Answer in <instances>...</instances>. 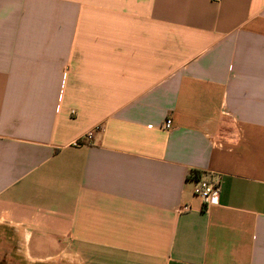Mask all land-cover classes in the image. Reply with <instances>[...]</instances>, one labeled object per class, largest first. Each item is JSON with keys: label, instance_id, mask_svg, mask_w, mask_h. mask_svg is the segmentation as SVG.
Segmentation results:
<instances>
[{"label": "crops", "instance_id": "obj_1", "mask_svg": "<svg viewBox=\"0 0 264 264\" xmlns=\"http://www.w3.org/2000/svg\"><path fill=\"white\" fill-rule=\"evenodd\" d=\"M8 231L30 264H264V0H0Z\"/></svg>", "mask_w": 264, "mask_h": 264}, {"label": "built area", "instance_id": "obj_2", "mask_svg": "<svg viewBox=\"0 0 264 264\" xmlns=\"http://www.w3.org/2000/svg\"><path fill=\"white\" fill-rule=\"evenodd\" d=\"M172 126V122L170 120L166 121L165 128L169 129ZM94 137V132H89L85 135L84 141L86 140H92ZM80 142H77L76 144H80ZM193 177V176H192ZM194 181V187L193 191L194 194L198 197H200L203 200V203L205 206H208L215 200V192L217 191L216 185L209 181L208 179L199 177L195 178L193 177Z\"/></svg>", "mask_w": 264, "mask_h": 264}, {"label": "rangeland", "instance_id": "obj_3", "mask_svg": "<svg viewBox=\"0 0 264 264\" xmlns=\"http://www.w3.org/2000/svg\"><path fill=\"white\" fill-rule=\"evenodd\" d=\"M3 238L4 239L0 241V264H30L21 260V258L15 254L16 246L12 233L10 231H8L7 235H5ZM43 264H47V263H43ZM49 264H53V263H49ZM56 264H62V263L60 262Z\"/></svg>", "mask_w": 264, "mask_h": 264}, {"label": "trees", "instance_id": "obj_4", "mask_svg": "<svg viewBox=\"0 0 264 264\" xmlns=\"http://www.w3.org/2000/svg\"><path fill=\"white\" fill-rule=\"evenodd\" d=\"M191 176H193V177H195V178H199V177H201V172L200 171H192L191 172V174H190Z\"/></svg>", "mask_w": 264, "mask_h": 264}]
</instances>
